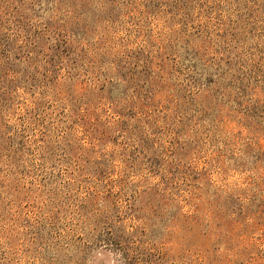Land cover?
Listing matches in <instances>:
<instances>
[{
	"label": "rangeland",
	"instance_id": "obj_1",
	"mask_svg": "<svg viewBox=\"0 0 264 264\" xmlns=\"http://www.w3.org/2000/svg\"><path fill=\"white\" fill-rule=\"evenodd\" d=\"M129 2L0 0V264L121 258L116 245L99 241L104 232L83 238L60 212L73 201L69 191L84 195L86 187L64 188L63 167L42 163L21 143L44 128L52 146L66 132L77 154L115 160L114 173L128 147L137 188L160 185L150 209L123 215L127 231L155 249L156 264H264V43L240 48L233 77L212 93L206 79L215 78L217 65L197 83L186 65L175 70L168 51L165 65L155 58L152 73L135 63L143 46L146 54L153 49L146 29L128 17ZM148 25L155 41L169 31L159 17ZM141 92L155 95L148 108L156 118L138 140L129 121L136 111L122 118L107 98ZM87 107L99 113L92 121L109 129L107 143L95 148L76 121Z\"/></svg>",
	"mask_w": 264,
	"mask_h": 264
},
{
	"label": "trees",
	"instance_id": "obj_2",
	"mask_svg": "<svg viewBox=\"0 0 264 264\" xmlns=\"http://www.w3.org/2000/svg\"><path fill=\"white\" fill-rule=\"evenodd\" d=\"M126 5L132 6V11L137 12L136 15L131 11L128 17L136 20V25L141 29L139 31L146 29V47L153 49L146 54L143 46L135 56V63L143 69L149 67L152 73L151 64L155 58L160 55L165 65V54L168 51L173 55L175 70L181 64L186 65L191 80L197 83L209 74L210 66L217 65L215 78L206 79L208 88L205 89L212 93L218 91L229 76L233 77L235 71L232 73L231 60L232 57H238L240 48L250 42L264 43V0H131ZM151 17L162 18L167 24L169 31L165 33L166 36L161 35L164 38L162 41H155L152 37V28L148 25ZM158 47L159 53L153 54ZM210 49H215L223 56L212 60L207 54ZM215 60L211 64L210 61ZM133 77L134 81L138 80V75ZM124 79L130 81V77ZM235 88L243 90L241 85H235ZM154 97L141 92L129 99L108 97L107 100L112 110L122 118L129 108L136 111V114L130 115L129 121L136 124L137 130L133 134L141 140L142 129L150 128L156 118L154 111L148 108L154 105ZM87 109L83 114L77 113L76 121L89 133L95 148L107 143L109 129L98 121H92L94 115L99 119L97 110ZM113 123L116 125V122ZM134 127L130 130L131 134ZM61 135L63 140L56 142L57 146L51 145L55 142L52 141L50 130L46 128L21 138V143L30 145L32 154L39 156L42 163L53 162L55 166L63 167L60 177L64 180V188L69 190L77 187L78 190L82 185L86 187L84 195H70L69 191L70 200L73 201L67 208H61L60 212L69 216L73 227L80 229L83 238L95 239L98 232H104L100 233L104 235H98L105 236L99 241L117 246L121 256L119 264H156L155 249L144 245L136 233L127 231L123 215L138 218L136 213L150 209L160 185L149 184L142 190L137 188V183L131 180L137 161L128 147L123 149L121 170L114 173L115 160L77 154L75 143L67 137V133Z\"/></svg>",
	"mask_w": 264,
	"mask_h": 264
}]
</instances>
